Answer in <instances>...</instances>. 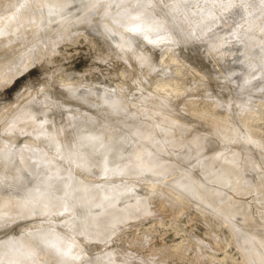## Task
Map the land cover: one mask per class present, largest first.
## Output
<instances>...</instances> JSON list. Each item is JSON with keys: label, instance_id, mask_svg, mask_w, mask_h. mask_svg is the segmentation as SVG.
<instances>
[{"label": "rangeland", "instance_id": "obj_1", "mask_svg": "<svg viewBox=\"0 0 264 264\" xmlns=\"http://www.w3.org/2000/svg\"><path fill=\"white\" fill-rule=\"evenodd\" d=\"M9 1L10 0H8V3L11 5L10 7H0V16L8 14L23 2V0H11V3ZM47 2H49V4ZM132 2L133 0H124V2H122V0H104L99 8L85 15L83 9L87 4V0H78V2L72 4L68 10L74 13V15H68V12L57 11L52 2L43 1V3L41 2L42 4H37L39 6L34 5L35 7L31 8L34 10L33 13L28 11L26 16L21 18L19 23L10 28L6 35L0 37V115H2V118H0V147H2V150L0 149V163L2 160H8V165L13 169H17L21 161H17L16 163L15 161L18 160V158L15 160L13 157H18L19 154L17 153L19 151H26L25 148L31 147L33 143L31 148H33L34 145L38 146V144L42 142L44 145L43 148L46 147L44 152H55H50L54 156L51 154L49 155V153L48 155L51 156V158L53 156L54 161L58 157L59 159L57 158L56 161L60 162L59 164L61 167H67L68 165L67 170L69 166L73 167L77 178L86 182H93L97 188L107 186L115 187L122 184L126 186L127 189H131L135 194L142 197L141 206H144L145 202H147V206L154 215L144 216L138 219L136 217L139 213L137 211L134 212L132 214L134 216L130 215L128 219L126 218L127 221H124V223L123 221L122 223L119 222L121 224L120 226L117 225L119 230L116 236L112 238V243L108 245H105L99 240H89L86 236L80 235V232L73 233V239L80 246L78 249L79 256H81L83 252L93 260L96 258L97 254L99 256V254L102 255V253H109L111 254V260L119 261L124 258L127 252H136L139 254V250L135 246H130V242L134 239H140L145 234H149L152 238V243L149 247H160L165 243H180L184 236H188L194 241L202 242V244L213 249L216 259L218 260H224L227 264L242 261L243 256L241 255V251L237 247L235 241L232 240L233 233L228 228L220 227V223L222 222L216 220L211 214V209L208 206L206 207V205H202L197 197L191 198L192 196L190 195L186 196V194H180L177 189L170 185V182L175 178V173L162 175L154 180L148 177L136 178L115 175L105 177L104 175L98 174L96 168L90 164L77 167L74 163L75 167L73 163H69L68 160V162H66L62 156L63 160H61L62 158L56 154V151L49 146L46 141L53 136L52 132H54L53 134H55V137L57 135L61 138L64 133L72 130L77 133L78 137L80 133L89 131L94 124L96 125L94 128L97 126H99V128H104L108 127L107 125H111V128H114L113 131L111 129L113 133L116 132L115 129L118 130L119 128L120 129L116 133L127 131L129 127L126 130L124 127L126 122L132 121L131 117L134 110L136 112L138 111L137 113L134 111V117L136 116L134 120L139 119L137 117L139 114H142L144 120H146L148 116L147 112L151 109H157L161 104L160 102H163L162 100L164 99V102L168 105L165 115L168 113L169 115L167 114V117L175 121V123L172 124L175 126H171L174 128L173 130L175 133L178 132L177 135L183 134L185 128V131L189 132L190 127L188 126L193 128L197 127V129L201 128V130L203 128V131H199V129L195 131L194 128V131H192L193 129L190 130L189 134L184 131V134L190 135L194 132L203 135V132L205 133L207 130L204 136L210 138L212 143L205 147L206 150L211 152L215 148L227 149V145L229 144L228 146L232 145L231 148L234 147L233 149L236 148L235 150L239 152L241 148L243 152L241 153L246 155L245 157H248L246 159L243 155L245 163L246 161L248 162V160L250 161L251 157L256 158V152L264 154V152L261 153L264 151L262 150L264 148V84H262L264 83V27H262L264 26V0H162V2L161 0H156L155 5L160 9L158 16L155 20L150 19V17L153 18L151 13L156 12L155 7L137 12L138 17H140L139 27L137 30L133 29V31L131 30L132 28H128L127 24L129 19L128 16H126L129 11L135 9L127 6ZM50 4L53 6L51 5L52 7L48 8ZM52 8L54 10H52ZM106 12L107 16H105V18L103 14ZM121 12H124L123 17L121 16ZM108 15L111 18H109ZM107 17L108 20H104L107 19ZM112 20H119L120 24L113 27V34L111 33L109 35L103 31L104 29L101 28V26L107 21L109 26L112 27ZM121 25L123 27H121ZM124 26H126L128 30L125 29ZM25 30L26 32H24ZM97 31L98 34H94V32L97 33ZM122 33L124 34L122 35ZM115 34L119 38L116 37ZM116 38L120 40L117 39V42ZM122 38L126 40L127 43H124L125 41ZM101 40H103V47H101ZM253 42H256L255 45ZM128 43L132 44L130 45ZM254 50L257 55L254 53ZM249 51H253L252 53L250 52L253 54L252 56L248 53ZM38 53H41V55L37 56ZM33 57H37V59L35 62L31 63V66L28 67L26 71H22L15 75L12 74L16 66L20 64L22 60L28 63L32 61ZM49 59L62 65L69 72L79 73L82 78L81 82L91 89L93 93H91L90 100H85L88 106L83 107L85 111L80 104H67L68 102H66V104L63 103L64 105H62L63 101H60V99L59 101H55L56 98H59L58 95H56L59 89H49L45 87L44 84H40L31 96L28 97V95L25 94L26 98L21 99L20 94L24 93L27 81L39 77L41 75V65ZM200 61H203V63ZM259 66L262 67L260 72H258L260 70ZM219 69L222 70L220 71ZM257 76L261 78V83ZM223 77L224 79H222ZM250 77L252 81H250ZM244 78L247 80H244ZM242 81H247V83L250 81V84L253 81L255 84L257 82L255 87H261L263 90L258 93V88L256 89L257 93L254 94L255 90L249 89L252 87L254 88V83L251 84V86L248 83L250 87L247 85V88L241 84ZM233 83L240 84V88L239 86H235L237 84L234 85ZM241 86L243 90H241ZM244 87L245 89L254 91V93H251L248 90L249 94H252V96H250L251 99L249 98V94H245L248 92L247 90L244 92ZM260 90L261 89H259V91ZM235 91L236 95L234 93ZM53 92L57 97L54 96ZM116 93H120L121 95L118 94L116 96ZM232 93H234L233 97ZM104 95H107L108 98H112V100L116 98L121 100V102L126 101V103H124L125 108H123L126 109L127 112L123 109L124 111L121 110L119 113L120 116H123L121 122L125 123H107V113L105 112L107 111L106 109L111 106L108 107L106 103L107 101L109 103L111 99L105 98ZM230 96L232 98L235 97V101L233 102L237 104H233V102L232 104L230 103L232 101L229 99ZM236 96L239 97L237 100ZM159 98L162 99L160 102ZM52 99L53 102L55 101L54 104L51 103ZM62 99L63 98H61V100ZM102 99H106L107 101L105 100L106 102H103L104 100L101 101ZM148 99H150V101L154 99V101L150 102ZM40 100H42V102ZM244 100L245 102H243ZM56 102H60L61 104ZM101 102H103L104 108L100 107L102 105ZM158 103H160L159 106ZM33 104L37 105L33 108ZM150 104L152 106H150ZM48 105L50 106L48 107ZM98 105L99 108L97 109ZM148 105L149 107H147ZM21 108H26L27 110L24 109L26 112L23 110L21 114ZM20 109L21 111L19 112ZM71 109H75L76 111L72 112ZM169 111H171L172 114H176L174 115L176 116L175 119H173L174 116L171 115ZM45 112H51L50 116L46 113V117H50L52 120H45L46 117L42 116L45 115ZM75 112H79L81 115H76ZM80 112H82L83 115ZM128 112H130V114ZM28 113L30 115H27ZM70 113L74 116L69 115ZM177 113H180L179 116L181 118L177 116ZM15 114H19V119H21L20 115H22V119H27V121H19ZM144 114H146V116ZM14 115L17 119H12ZM142 115L139 116L140 119ZM91 116L94 117L92 119L94 120L93 122L90 120ZM101 117L104 118L101 119ZM177 117H179V121H177ZM39 118L47 122L44 121L46 126L43 124V121L36 122ZM151 118L157 120L161 119V117H152V115ZM151 118L149 115V119ZM85 119H87V121ZM180 119L183 121L181 120L182 122H180ZM103 120L107 124H105ZM184 121L186 122V124H184H188V126L183 124ZM15 122H17V124H15ZM41 123L42 126H40ZM91 123H93V125ZM179 124L183 126L181 129H177L180 127ZM121 125H124L123 129H121ZM46 127L48 128L45 129ZM208 127L211 130H208ZM109 128L110 127L105 130L107 131ZM233 129H235L236 132ZM39 131L49 133L43 136L45 133L43 132L44 134L41 133V135H39ZM208 131H212V134ZM35 132L37 134L34 135ZM247 134L249 136L252 135L251 137L254 139ZM38 135L40 137H38ZM225 135L226 137H224ZM245 135L249 140L250 138L254 140L255 145L251 141L246 143ZM220 138L222 139L220 140ZM237 138L240 140H238L237 143H241V140L242 142L245 141V144L241 143L243 144L242 147L240 143V146L237 143H235V145L233 144L237 141ZM25 143L28 147L25 146L24 148V145H26ZM249 143L253 145V147L256 146L260 148V150L255 147L256 152L253 153L251 149H243L244 145H249ZM224 144H226V146H224ZM12 146H14V149H11ZM37 146H35L36 149L40 147ZM21 147L23 149H21ZM30 150L31 149H29V151ZM206 150L204 149L202 151ZM249 151H251L250 153L252 154H249ZM247 168L249 169L248 166ZM249 172L250 169L247 170V173ZM8 174H10V172L6 173L5 177V174L0 172V177H4L0 178V194L14 193L19 186L10 180ZM29 181L32 182L31 179ZM160 181H162V183ZM28 185H31V183L29 184L28 182L27 186ZM131 201L135 202L133 199ZM189 201H191V203H189ZM196 205H199L201 210H198ZM203 209H207L208 211H202ZM32 217L35 218V216ZM32 217L29 216L27 217L28 219L24 218L25 222H23L24 219L22 218H16V221L10 220L12 218L1 220L0 238L1 236L2 238L8 237L13 231L16 232L21 229V227V230L28 228L27 230L29 231L31 228L33 230L35 226V228L43 225L50 226L53 225L54 222L63 221V218L67 216L66 212L62 211L61 214H53L51 218L40 216V219L39 216H37L40 220L36 218L37 220H35V222ZM29 218H32V220ZM64 221H66V219ZM239 221L242 220L239 219ZM14 223H20V225L17 224V226ZM242 225L244 226L245 224L241 223L240 225L239 223L238 226L242 227ZM69 229L73 232L74 226L71 224ZM239 241L240 244H245L240 236ZM90 254L94 256V258H91ZM25 262L23 261L22 263L32 264L28 263L31 261ZM78 262L81 263L80 260ZM8 263L9 262H7V264ZM22 263L21 261H17L12 264Z\"/></svg>", "mask_w": 264, "mask_h": 264}, {"label": "bare ground", "instance_id": "obj_2", "mask_svg": "<svg viewBox=\"0 0 264 264\" xmlns=\"http://www.w3.org/2000/svg\"><path fill=\"white\" fill-rule=\"evenodd\" d=\"M43 1L52 2L57 11H60V9L57 7V5L64 2V0H23V2L16 9L10 11L8 14L0 16V23H1L0 24V37L6 35L10 28H12L14 25L19 23L21 21V18H24V16H26V14L28 13V11L29 12L31 11L33 13L34 10H32L31 8L35 7L39 3L42 4ZM155 1L156 0H152V6L146 8V9L141 8V7H137L135 9L129 11L126 15V16H128V19H129L128 24L127 23H124V24H127L128 28H130V29L132 28L131 29L132 31H133V29L137 30L139 27V22H140L139 21L140 17H138L137 12H139L141 10H147L150 8H154V7H155L156 12L151 13L153 18L150 17V19L155 20V18L158 16L159 10H160L159 8L156 7ZM9 2L11 3V0ZM47 3L49 4V2H47ZM140 3L141 4L146 3V0H140ZM51 5L52 4H50L48 8L53 6V5L52 6ZM44 6H45V3H44ZM46 7H47V5H46ZM53 8H52V10H54ZM229 13H230V11H229ZM123 15H124V12H121L122 17H123ZM103 16L105 17V13L103 14ZM108 17L111 18L109 15H108ZM108 17H107V19H104V20H108ZM87 19H88V17H87ZM112 19H113V17H112ZM121 27H123V26L121 25ZM262 27H264V26H262ZM101 28H103V26H101ZM124 28L128 30V28L126 26H124ZM261 29H263V28H261ZM24 32H26V30ZM39 32H41V31H39ZM97 33H98V31H97ZM123 34L124 33H122V35ZM115 36H116V34H115ZM116 37H118V36H116ZM118 38H116L117 42H118V40H120ZM124 41H125L124 43H127L126 40H124ZM255 43L253 42L254 45H255ZM128 44H130V43H128ZM127 48H129V47H127ZM131 48H130V50H131ZM245 49H247V48H245ZM245 49H243V50H245ZM247 50H250V49H247ZM250 52L251 51H249L248 53H250ZM138 53H139V51H138ZM254 53H255V50H254ZM252 55L253 54H251V56ZM146 60H149V59H146ZM250 60H251V58H250ZM253 60H254V58H253ZM209 61H210V59H209ZM247 61H249V60H247ZM200 62L203 63V61H200ZM192 65H194V64H192ZM259 67H260V70L258 72H260L262 69L261 66H259ZM217 71H218V69H217ZM226 71H227V69H226ZM227 73H229V72H227ZM256 74H257V72H256ZM254 75H255V73H254ZM222 79H224V77ZM229 79H230V76H229ZM260 79L261 78H259V82H260ZM244 80H247V79L244 78ZM250 81H252V78ZM250 81H248V83ZM242 82H241V84L244 85L245 87H247V85H248L247 81H244L243 82L244 84ZM138 83H140V82H138ZM253 83H254V81L251 84H253ZM260 83H258V84H260ZM235 84H237V83H235ZM251 84L249 83L250 86H251ZM256 84H257V82H256ZM256 84L254 83V88L253 87L249 88V89H254L255 93L253 90H252L253 91L252 92L249 89H245V87H244V89H245L244 92L246 90L248 92V90H249L251 93L256 94L257 93L256 89L259 88V87H257V88L255 87ZM262 84H264V83H262ZM262 84H260V85H262ZM231 85H232V83H231ZM260 85H257V86H260ZM235 86H239V88H240V84L239 85L237 84ZM239 88H237V89H239ZM241 88H242V86H241ZM237 89H236V91H237ZM259 89H261V90L259 91ZM259 89H258V93L263 90L261 87ZM241 90H243V88ZM236 91L234 92L235 95H236ZM237 92H239V91H237ZM91 93H93V92H91ZM234 93H232V97L234 96ZM241 93H242V91H241ZM251 93L249 94V92H248L245 94L246 95L249 94V98H250V96H252ZM118 94L121 95L120 93H118ZM118 94L116 93L115 95L117 96ZM239 94H240V92H239ZM56 95H58L59 98H56V100H55V98L53 97L55 101H59V99H60V101H63L62 105H64L63 103L66 104V102H64L65 100H63V99L61 100V98H63L62 96H59L58 93ZM56 95L54 93V96H56ZM104 96H105V98L112 100V98H110V97L108 98L107 95H104ZM220 97H222V96H220ZM232 97L231 96L229 97V99L232 100L231 102L229 100V102L231 104L233 101H235V99H234L235 97L234 98H232ZM238 98L239 97H237L236 100ZM159 99H156V100H159V102H160L162 99L161 98H159ZM214 99H215V97H214ZM224 99H226V98H224ZM246 99H248V98H246ZM88 100H90V99H88ZM105 100L106 99H102L101 101L106 102L107 100L106 101ZM111 100L109 103H108V101L106 103V104H108V107L111 106V107L107 108L106 109L107 111L105 112V113H107L106 121L108 124L121 122L123 116H120L119 113L121 112V110L122 111L126 110V109H124L125 108L124 103H126V101L121 102V100H118L116 98H114V100H112V101ZM216 100H217V98H216ZM40 101L42 102V100H40ZM50 101H51V97H50ZM148 101H150V99H148ZM153 101H154V99H153ZM153 101H150V102H153ZM162 101L163 102H160L161 104L158 103V106H159V104H160V106L157 109L154 108L155 110L151 109L150 111L147 112L148 116L146 117L147 118L146 120H144L142 114H141L142 115L141 119L139 117V116H141L140 114H139V116H137L141 121L137 118H136L137 120H134V118L136 116L134 117V111L135 110L133 109L134 110V111L132 110L133 115L131 114L132 115V117H131L132 121L126 122V125L124 124L125 130L129 127L127 131H121L120 133L119 132L116 133L120 129L119 128L120 126H119L118 127L119 129L118 130L115 129L116 132L114 131L115 133H113L112 131L114 128L112 129L111 125H107L110 128L107 129V131H106L105 129L108 127L99 128V126H97L96 128H94L96 125L95 124L93 125V123H91L93 125V127H91V129H89V131H87L88 133L82 132L77 137V133L71 130V131L64 133L63 136H61V138H60L57 135L55 137L54 136L55 134H53L54 132H52L53 136L51 138H48L46 141L49 144V146H51L56 151V154L59 157L62 156L66 162L69 161V163H73V165L75 163L77 165V167L82 166L84 164H90L96 168L98 174L104 175L105 177L110 176V175L134 177L133 175H131L129 168L126 167V165L128 164V161L131 160L133 157H135L137 159V162L142 163V162L147 161L146 166L151 167L153 170L151 172H145L144 175L141 177H148V178L154 180V179H157L159 176L169 175L171 173H175L176 174L175 178L170 182V185H172L175 189H177V191L180 194H183V195L186 194V196L190 195V196H192L191 198L197 197L202 205H206V207L208 206L210 209L215 208L217 206H219L223 209H228V207L231 206L232 211L240 213L238 219H241L242 221H246V227H245V225L244 226L242 225V227L238 226L239 223H236L235 221H234V223L236 225V228L240 230L239 236H240V238L243 239L244 242L246 241V237H248V236H254L256 238V241L264 239V229H261L259 227L260 223H262L261 216H262V214H264V154H259V152H256V150H255L256 146L253 147V145H251L250 143H249V145L246 144V146L247 145L248 146L246 147L244 145L245 148L243 147V149H246V148H248V150L251 149V151H253V153L256 152L257 156H255L256 158L251 157L250 161L248 160V162L246 161V163H245L244 157L246 155L242 154L243 152L241 151V148H240V152H239V151L235 150L236 148L235 149H233L234 147L231 148L232 145L228 146L229 145L228 143H227L228 144L227 149L226 148H215L211 152L206 150L205 147H207L208 145H210L212 143V140L210 138L207 137L208 138V140H207L206 136H204L207 133V130L205 133L203 132V135H199V134L194 133V132H193V134L186 135V134H184L186 132L185 131L186 128L184 127L185 129L184 130L182 129L183 134H180V132H181L180 131L179 132L180 135H177L178 132L175 133L173 130L174 128L172 127V126H175V125H172L175 123V121H173L167 117L168 113L165 115V111L168 108V105H167V103L164 102V99ZM241 101H242V99H241ZM41 102H40V104H41ZM54 102L52 99L51 103L54 104ZM103 102H101L102 105L100 106L102 108L105 107V106L103 107ZM224 102H225V100H224ZM226 102H228V101H226ZM243 102H245V100ZM56 103H60V102H56ZM176 103H177V101H176ZM67 104H70V103H67ZM151 104H150V106H152ZM233 104H237V103L233 102ZM33 105H32V107L34 108L37 104L34 106ZM49 106L50 105H48V107ZM51 106H52V104H51ZM171 106L174 107L173 105H171ZM75 107H77V106H75ZM147 107H149V105ZM239 107H241V106H239ZM26 108H24V109H26ZM98 108H99V105H98L97 109ZM127 108H129V107H127ZM21 109H22V112H20ZM21 109L19 110V112L22 114L24 109L23 108H21ZM44 109H41V110H44ZM75 109H78V108H75ZM75 109H71L72 112L76 111ZM82 109L84 110L83 107H82ZM147 110H144V111H147ZM52 111H53V109H52ZM78 111H81V110L78 109ZM19 112H17V113H19ZM101 112H103V111H101ZM126 112H127V110H126ZM137 112L135 111V113H137ZM169 112L173 116L176 115L175 113L172 114L171 111H169ZM46 113L47 112H45V115H42V116L46 117L47 114H49V116H50L51 112H48L47 114ZM71 113L69 115L74 116ZM80 113H82V112H80ZM128 113L130 114V112H128ZM65 114H66V112H65ZM75 114L81 115V114H79V112H75ZM179 114L177 116H179ZM15 115L12 119L16 118V116H17L19 121H21V120L27 121V119L26 120L22 119V115H20L21 119H19V114L16 116ZM27 115H30V114L28 113ZM82 115H83V113H82ZM135 115H137V114H135ZM144 115L146 116V114H144ZM149 115H150V118L152 115V117L158 116V117H161V119H158V120L154 119V118L149 119ZM89 116H90V114H89ZM6 117H7V115H6ZM6 117H5V119H6ZM86 117H88V116H86ZM91 117H90V120H92L94 118V117H92V118ZM128 117H129V115H128ZM128 117H126V118H128ZM175 117L176 116H174L173 119H175ZM179 117H177L176 119H178ZM49 118L46 117L45 120L46 121L52 120L51 118L50 119ZM60 118H61V116H60ZM226 118H228V117H226ZM18 120H17V122H18ZM85 120L87 121V119H85ZM181 120L182 119H180V122L183 121V120L182 121ZM10 121H13V120H10ZM37 121L42 122L43 120L39 118V120H36V122ZM44 121H43V124L45 125L47 122L45 121L46 122L45 123ZM93 121L94 120H92L91 122H93ZM177 121H179V119ZM17 122H15V124H17ZM65 122H64V124H65ZM180 122H178V123H180ZM104 123L107 124L105 121H104ZM123 123H125V122H123ZM184 123L186 124L185 121L183 122V124ZM103 124H101V125H103ZM55 125H56V123H55ZM82 125H84V124H82ZM193 125H194V123H193ZM23 126H25V125H23ZM40 126H42V123L40 124ZM123 126L121 129H123ZM185 126H188V124ZM182 127L183 126L180 125L179 128H177V127L176 128L181 129ZM188 127H190V129ZM188 127L187 128L189 129V132L192 129H193L192 131H194L195 127L194 128L191 126H188ZM228 127H229V125H228ZM47 128L48 127H46L45 129H47ZM235 128H236V126H235ZM111 129H112V131H111ZM198 129L196 127L195 131ZM200 130H201V128L199 129V131ZM208 130H211V129L208 127ZM233 130L235 131V129H233ZM233 130H231V131H233ZM81 131H82V129H81ZM85 131H86V129H85ZM201 131H203V128ZM43 132L39 131L38 133H40L39 135H41V133H43ZM189 132H186V133L189 134ZM208 132H210V131H208ZM227 132L229 133L230 131H227ZM20 133H21V131H20ZM47 133H49V132H47ZM47 133H45L44 135L42 134V135L46 136ZM210 133H208V134L211 135L212 133L211 134ZM35 134H37V133L35 132L34 135ZM31 135H33V134H31ZM39 135H38V137H40ZM251 136L252 135H250L249 137H251ZM224 137H226V135ZM24 138H26V137H24ZM227 138H229V137H227ZM238 138L236 139L237 140L236 142H234L235 140L232 141V142H234L233 143L234 145H235V143L238 142V140H239ZM245 138H246V135H245ZM251 138H250V140L248 138H246V140H245L246 143L248 141L249 142L251 141L255 145V141L251 140ZM255 138H257V137H255ZM221 139L222 138H220V140ZM252 139H254V138H252ZM224 140H225V138H224ZM30 141H32V140H30ZM244 142H242V140H241V143L245 144ZM239 143H237V144L240 146L241 143L240 144ZM41 144H42V142H40V144H38V146H40V147L42 146L41 148L40 147L39 148L43 151H41L39 148L36 149L35 146H37V145H34L33 148H31L32 147L31 144H30L31 147H28L27 144L24 145V148L26 146L31 150L29 151L28 148H27L28 150L25 148L26 151L21 150L17 153V154H19L18 157H16L17 154L15 155L16 158L13 157V159H15V160L18 158V160L15 161L16 163H17V161H19V162L21 161V164H19V162H18V164L20 166L17 164L18 165L17 169L11 168L7 163V161H8L7 159H6L7 161H5V160L1 161L0 172L4 173L5 177H6V173L10 172V174H8L10 180L13 183H15L16 185L18 184L19 186L14 193L0 194V221L4 220V219H8V218H12L10 220L16 221L18 218L24 219V218H27L29 216L30 217L35 216V218L32 217V218H34V222H35V220H37L36 218H38L37 216H39V218H40V216L46 217V218H49V217L51 218V216L53 214H61L62 211L66 212L67 217L63 218L64 220L66 219V221H64V220H63L64 222L63 221H61V222L60 221L59 222L53 221L54 222L53 225H50V226L49 225H46V226L43 225V226H39L37 228H35L36 227L35 226V227H33V230L31 228V230L29 229V231L27 230L28 228L25 230L24 229L21 230L22 229V227H21V229H19L18 231H16V232L13 231V233L10 234L8 237L2 238V236H1V238H0V263L7 264V262H9L8 264H12L13 262L15 263L17 261H21V263L23 261L24 262L25 261L26 262L31 261L28 263H32V264H81L78 262L79 260L76 259L77 257H79L78 249L80 246L73 239L74 238L73 233H79L81 231V221H83L85 218H91L92 216H95L98 218V221L101 225H105L111 221H118L117 225L120 226L121 224L119 222L122 223V221H123V223H124V221H127L126 218L128 219V217L130 215H132L134 212H136V210L139 207H141L142 197L135 194L131 189H127V187L122 185V184L115 186V187L107 186V187L97 188L93 182H86V181L81 180L80 178H77L75 175L73 167L69 166L68 170H67L68 165H67V167L62 166L63 167L62 168L59 164L60 162L56 161V159L58 157L55 159V161L59 165L53 160L54 155L52 153H55V152H52V151H50L52 153L48 152L49 155L50 154L53 155L51 158V156L48 155L47 151L44 152V149L46 147L43 148L44 145L43 144L41 145ZM243 144H241V147ZM258 144H259V142H258ZM224 146H226V144H224ZM13 147L14 146H12L11 149H14ZM22 147H21V149H23ZM222 147H223V145H222ZM257 148L258 147H256V149ZM0 149L2 150V147H0ZM34 149H36V150H34ZM204 149L206 151H202ZM258 149L260 150V148H258ZM262 150H264V148ZM11 151H13V150H11ZM251 151H249V154H252V153H250ZM263 152L264 151H262L261 153H263ZM44 153H46L48 156ZM149 154H151V156H149ZM243 155H244V157H243ZM0 156H1V153H0ZM7 156H8V154H7ZM251 156H253V155H251ZM55 157H56V155H55ZM63 158L61 160H63ZM245 158L247 159L248 157H245ZM247 166L250 169L249 173H247V170H249L247 168ZM64 168H66V169H64ZM153 173H159L160 175H154ZM1 177H3V176H1ZM3 178H2V180H3ZM30 179L32 180L33 184H32V182L29 181ZM28 182H29V184L31 183V185H28L29 187L27 186ZM5 188H7V187H5ZM89 198H91V199H89ZM132 199L135 202H132L131 201ZM33 213H35V214H33ZM135 214H137V213H135ZM132 216H134V215H132ZM32 218H29V219L32 220ZM56 221H58V220H56ZM23 222H25V219L23 220ZM29 223H30V221H29ZM14 224L17 225L18 223H14ZM71 224L75 225L73 232H72V230L69 229V226ZM18 225H20V223ZM240 225H241V223H240ZM94 255H96V254H94ZM110 256L111 255H109V253H105V254L102 253V255L99 254V256L97 254L96 258H94V256L91 255V258H94L93 260H98L100 262V264H111V262L113 260L110 259ZM22 264H24V263H22Z\"/></svg>", "mask_w": 264, "mask_h": 264}, {"label": "clouds", "instance_id": "obj_3", "mask_svg": "<svg viewBox=\"0 0 264 264\" xmlns=\"http://www.w3.org/2000/svg\"><path fill=\"white\" fill-rule=\"evenodd\" d=\"M78 0H64L63 3L58 4L57 7L60 11L68 12V15H74L69 12V8L72 4L77 3ZM104 0H87V4L84 7V14L87 15L97 9ZM124 2V0H122ZM162 2V0H161ZM8 0H0V7H10ZM39 6V5H37ZM110 6V5H109ZM119 6V5H118ZM130 8H148L152 6V0H146V3L141 4L140 0H133L132 3L127 5ZM79 10V9H78ZM107 16V12L105 13ZM119 20L112 21V27L105 21L103 28L107 34L112 33V28L119 25ZM94 34H98L94 32ZM101 47H103V40H101ZM41 55L38 53L37 56ZM37 57H33L32 61L25 63L23 60L18 64L12 73L13 75L19 74L22 71H26L31 66L32 62H35ZM79 73L69 72L62 65L57 64L50 59L41 65V75L35 79H29L24 89V93H21V99H25V94L31 96L36 91L40 84H44L49 89H59L58 94L63 97L65 102L80 104L82 107H87L85 103L86 99L91 97V89L81 82ZM2 118V115H0ZM104 117H101L103 119ZM151 156V154H149ZM147 161L137 162V159L133 157L128 161L126 167L129 168L131 175L136 178H140L145 172L153 171L151 167H147ZM154 175H160L159 173H153ZM162 183V181H160ZM91 199V198H89ZM191 203V201H189ZM198 210L199 205H196ZM139 215L136 218L144 216H153L154 213L147 206L145 202L144 206L139 207L136 210ZM202 211L207 212V209ZM35 214V213H33ZM211 214L220 221V227L228 228L232 233V240L235 241L237 247L241 251L243 256L242 261L233 262V264H264V239L256 241L254 236L246 237L245 244H240L239 241V229L236 228V223H242L246 225V221H239L238 217L240 213L232 211L231 206L228 209H223L219 206L211 209ZM259 227L264 229V214L261 216ZM118 221H111L105 225H101L98 218L92 216L91 218H85L81 221L80 235L86 236L89 240H99L105 245L112 243V238L116 236ZM75 227V225H73ZM179 235V233H178ZM231 242V241H229ZM152 243V238L149 234L143 235L140 239H134L130 242V246H135L139 250V254L136 252H127L119 261L113 260L111 264H227L224 260L216 259L215 252L209 246L202 244V242L194 241L188 236H184L180 243L162 244L160 247H149ZM111 255V254H109ZM76 259L80 260L81 264H100L98 260H92L86 253Z\"/></svg>", "mask_w": 264, "mask_h": 264}]
</instances>
